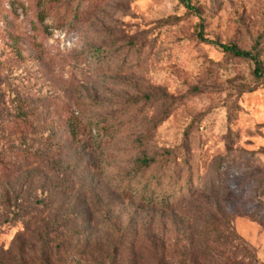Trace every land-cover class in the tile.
Returning <instances> with one entry per match:
<instances>
[{"label":"rangeland","instance_id":"1","mask_svg":"<svg viewBox=\"0 0 264 264\" xmlns=\"http://www.w3.org/2000/svg\"><path fill=\"white\" fill-rule=\"evenodd\" d=\"M188 1L0 0V264L264 263V0Z\"/></svg>","mask_w":264,"mask_h":264},{"label":"trees","instance_id":"2","mask_svg":"<svg viewBox=\"0 0 264 264\" xmlns=\"http://www.w3.org/2000/svg\"><path fill=\"white\" fill-rule=\"evenodd\" d=\"M182 1L189 10L193 9V6L190 4L188 0H182ZM199 36H201L200 32H199ZM201 39L205 40V38H203L202 36H201ZM212 43L218 45L221 50L228 51L235 56L249 58L253 60L254 63L256 64L255 73H258V71L262 69L261 61L259 59V54L258 52H253L254 48L242 49V48H239L234 43H219V42H214V41ZM152 161H154V158L146 157L140 160V163L144 167H148L152 163ZM225 262L226 263H222V264H264L263 262H260L258 260H226Z\"/></svg>","mask_w":264,"mask_h":264}]
</instances>
